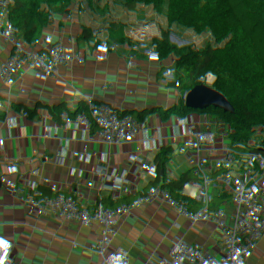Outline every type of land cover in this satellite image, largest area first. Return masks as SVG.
Instances as JSON below:
<instances>
[{
	"label": "trees",
	"instance_id": "1",
	"mask_svg": "<svg viewBox=\"0 0 264 264\" xmlns=\"http://www.w3.org/2000/svg\"><path fill=\"white\" fill-rule=\"evenodd\" d=\"M56 1L65 21L56 38L29 28L19 12L0 16V165L11 143L29 141L37 122L72 126L89 141L111 136L124 142L125 158L113 172L121 190L136 188L129 214L140 221L136 234L119 240L122 248L164 243L189 264H263L264 105L256 101L249 130L234 129L258 91L250 44L224 32L241 20L234 0H215L220 11L200 20L162 0ZM229 38L246 50L243 66L200 61L193 72L176 69L177 59ZM178 39L187 43L162 52ZM133 156L167 162L171 171L158 180L138 177L129 171ZM49 169L42 159L37 171ZM167 204L191 242L144 235L142 225ZM24 240L10 242L17 250ZM41 242L43 232L29 246Z\"/></svg>",
	"mask_w": 264,
	"mask_h": 264
},
{
	"label": "crops",
	"instance_id": "2",
	"mask_svg": "<svg viewBox=\"0 0 264 264\" xmlns=\"http://www.w3.org/2000/svg\"><path fill=\"white\" fill-rule=\"evenodd\" d=\"M185 1L179 0L177 5L180 7ZM184 6L187 9H183L184 11L193 14L199 20L202 19L190 0H187ZM234 7L237 13L240 12L238 14L242 21L261 37L264 0H234ZM219 11L220 6L217 3L211 12L216 15ZM235 44L234 39L229 38L214 50L200 55L204 58L198 62L205 61L211 68L218 62L224 63V58H230ZM206 48L210 49L209 46ZM259 71L264 73V61L260 63ZM43 128L44 139L39 136V132L32 130L28 136L29 141L12 143L9 154L2 160V163H10L27 178L43 184L45 190L41 195L20 197L17 206L0 210V264H57V258L54 256L44 259L35 254L25 255L20 247L16 250L10 242L12 237L22 235L25 237L22 242L29 245L36 240L39 233H45L47 229L68 233L79 244L95 248L100 253L97 264H145L149 255L157 261H165L167 254L168 256L175 253L184 254L164 243H150L145 247L130 245L126 248L119 244V240L136 234L140 227V221L131 216L130 210L124 207L126 200H134L136 188L132 185L120 190L119 193L108 192L101 181L92 180V173L85 167V159L88 155L108 153L112 156L109 163L119 168L126 153L124 142L117 143L111 136L104 135H98L95 140L89 141L72 126L60 129H49L44 126ZM23 145H29L30 149L24 150ZM61 154L68 158V172L75 173L78 177L70 180L63 190L55 191L48 186L52 180L51 164L47 171L37 169L42 159L50 161ZM75 156L80 157V165L73 159ZM135 162L136 157L133 156L130 165ZM71 164L75 170L70 169ZM81 168H84L82 173L78 171ZM28 169H32L33 173L28 172ZM131 170L133 171L129 167L132 173ZM92 183L94 187L91 189ZM167 206L169 212H160L171 217L175 207L171 204L165 207ZM143 226L144 224L142 229ZM183 260L184 263L188 262L186 254L183 255ZM178 264H181L180 259Z\"/></svg>",
	"mask_w": 264,
	"mask_h": 264
},
{
	"label": "built area",
	"instance_id": "3",
	"mask_svg": "<svg viewBox=\"0 0 264 264\" xmlns=\"http://www.w3.org/2000/svg\"><path fill=\"white\" fill-rule=\"evenodd\" d=\"M163 3L174 6L177 5L179 0H162ZM197 12L202 18H212L214 14L211 12L215 7V0H190ZM240 13V12H238ZM241 18V16H240ZM264 29V26H263ZM224 32L227 34L239 36L245 43H249L252 48L254 56L253 71L254 76L257 79L258 91L252 99L251 104L245 105L244 112L237 117L233 122V127L238 132H246L252 127V116L256 101H260L264 105V73L259 71L260 62L259 58L261 54H264V36L255 38L252 31L246 23L240 20V22L228 25ZM187 43L185 39H178L175 42L165 46L162 52H173L179 47L184 46ZM246 50L241 43H236L232 48V53L229 59L224 58V63L229 70H233L237 67L243 66L246 58ZM203 56L196 57H182L174 62L177 70L183 72H191V65L195 64L199 59H203ZM39 132V136L44 139V128L37 122V126L33 129ZM259 131L264 135V125L259 126ZM12 143L10 144L11 149ZM24 150H29V145H23ZM106 153L100 155L88 156L85 159V167L92 173L93 181H101L108 192L119 193L120 188L116 181V175L113 172V167L109 160L111 159ZM51 164V176L50 186L55 191L63 190L70 180L76 179L78 176L75 173L70 174L69 161L66 155L61 154L50 160ZM28 172L33 173L32 169H28ZM161 179V178H160ZM94 187L93 183L90 188ZM44 185L27 178L21 171L14 169L10 163H1L0 165V210H4L9 207H15L18 204L19 198L30 195H41L44 192ZM91 194L89 193V196ZM134 200H126L124 207L128 210H132ZM161 208L160 211H163ZM64 216H62L63 218ZM260 224L262 228L261 242L264 244V208L260 215ZM47 235V243H39L34 247H30L26 242H22L19 247L21 251L26 254H35L41 256L44 259H49L51 256L57 258V264H97L100 253L89 245H80L72 236L65 232H55L50 229L45 230ZM184 254H173L166 256L165 261H157L153 256H148L145 264H178L179 259L181 264L184 263ZM240 264L239 260L231 262L228 259L220 258L217 264ZM264 264V262H263Z\"/></svg>",
	"mask_w": 264,
	"mask_h": 264
},
{
	"label": "rangeland",
	"instance_id": "4",
	"mask_svg": "<svg viewBox=\"0 0 264 264\" xmlns=\"http://www.w3.org/2000/svg\"><path fill=\"white\" fill-rule=\"evenodd\" d=\"M4 1H5L4 4L0 3V16H4V17L12 16V14L15 11L19 12L25 15L27 19H30L29 28L35 30L37 29L43 30L47 32L50 37L56 38L58 36V32L65 23L60 13V5L56 0H36L34 4H32V9H29L30 6L28 7L23 6V4H21L19 0H4ZM185 2H187V0ZM185 2H182L180 4V7L182 9L187 10L186 6H184ZM152 19L153 21L157 22V24L161 22V20H159L158 18H152ZM249 28L252 31V34L255 38H260V35H258L255 31L254 33L251 27ZM124 139L125 138H123V140ZM121 151L123 153V150ZM92 155H88V156H92ZM122 156H124V154H122ZM131 165L129 167L130 169H133V171L131 170L132 174L138 177L147 176L157 180L163 178L164 175L170 173L171 171L170 165L167 162L161 165H155L154 163L139 157H136V162ZM163 211L166 212L165 208Z\"/></svg>",
	"mask_w": 264,
	"mask_h": 264
},
{
	"label": "water",
	"instance_id": "5",
	"mask_svg": "<svg viewBox=\"0 0 264 264\" xmlns=\"http://www.w3.org/2000/svg\"><path fill=\"white\" fill-rule=\"evenodd\" d=\"M262 36H264V29L262 30ZM263 61H264V54H261L259 58V62L263 63ZM193 70H194V64L191 65V72ZM143 229H144L143 230L144 235L152 239L162 240L171 236L174 238L181 239L183 241H188V242L192 241L191 236L189 235L187 230L183 227V225L175 221L173 218L168 217L162 213L154 216L153 218L145 222Z\"/></svg>",
	"mask_w": 264,
	"mask_h": 264
},
{
	"label": "bare ground",
	"instance_id": "6",
	"mask_svg": "<svg viewBox=\"0 0 264 264\" xmlns=\"http://www.w3.org/2000/svg\"><path fill=\"white\" fill-rule=\"evenodd\" d=\"M19 1H20L21 4H23V6H27V7L30 6L29 9H32V4H34V2L36 0H19ZM0 3L4 4L5 1L4 0H0ZM165 210L167 212H169V206L165 207Z\"/></svg>",
	"mask_w": 264,
	"mask_h": 264
}]
</instances>
